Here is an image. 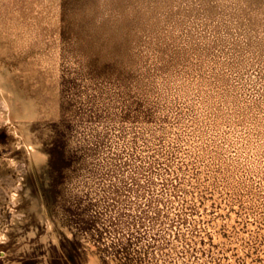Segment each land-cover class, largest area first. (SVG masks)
Here are the masks:
<instances>
[{
  "label": "rangeland",
  "instance_id": "374dc122",
  "mask_svg": "<svg viewBox=\"0 0 264 264\" xmlns=\"http://www.w3.org/2000/svg\"><path fill=\"white\" fill-rule=\"evenodd\" d=\"M0 70V264H167L201 167L264 184V0H0Z\"/></svg>",
  "mask_w": 264,
  "mask_h": 264
},
{
  "label": "built area",
  "instance_id": "2783aa9c",
  "mask_svg": "<svg viewBox=\"0 0 264 264\" xmlns=\"http://www.w3.org/2000/svg\"><path fill=\"white\" fill-rule=\"evenodd\" d=\"M192 176L166 221L172 264H264L263 182L230 168Z\"/></svg>",
  "mask_w": 264,
  "mask_h": 264
},
{
  "label": "bare ground",
  "instance_id": "6f19581e",
  "mask_svg": "<svg viewBox=\"0 0 264 264\" xmlns=\"http://www.w3.org/2000/svg\"><path fill=\"white\" fill-rule=\"evenodd\" d=\"M10 77H11V73L10 72H8V74L5 75L0 70V94L2 95L3 98H6L7 96L10 95L11 104H9V105H10L11 108H14L15 107V101H14L15 92L12 89H10V83H11L10 82ZM17 117H19L21 119H24V120L32 121L36 117V110L34 108H32L29 104H27L26 102L23 101V103H22V113L17 114ZM25 140H26V142H25L26 144L25 145H26L27 150L29 151V153L32 155V157L34 159L33 161H35L37 163V165L45 164L46 160H47L46 153H44L39 148V146H38V144L36 142L31 140L30 135H27ZM23 141H24V139H23ZM3 232L0 234V237L4 236ZM92 263L93 264H97L96 259H93Z\"/></svg>",
  "mask_w": 264,
  "mask_h": 264
}]
</instances>
